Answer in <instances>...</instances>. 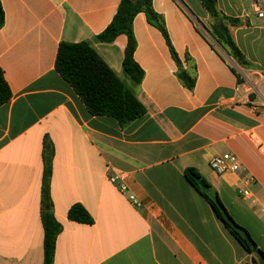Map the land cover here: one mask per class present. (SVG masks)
<instances>
[{
	"label": "crops",
	"instance_id": "crops-1",
	"mask_svg": "<svg viewBox=\"0 0 264 264\" xmlns=\"http://www.w3.org/2000/svg\"><path fill=\"white\" fill-rule=\"evenodd\" d=\"M120 2L0 0V68L12 92L0 107V264H44L46 137L55 152L52 210L62 225L54 264H252L185 171H200L264 251V19L254 0H217L239 23L231 33L250 63L242 67L210 36L200 0H152L196 82L190 89L181 81L163 33L140 13L133 30L144 79L135 86L123 70L127 36L96 40ZM85 41L134 90L144 116L125 127L93 116L56 71L60 44ZM227 153L240 168L219 175L210 160ZM114 174L124 175L126 193ZM77 203L93 225L68 219Z\"/></svg>",
	"mask_w": 264,
	"mask_h": 264
},
{
	"label": "trees",
	"instance_id": "trees-1",
	"mask_svg": "<svg viewBox=\"0 0 264 264\" xmlns=\"http://www.w3.org/2000/svg\"><path fill=\"white\" fill-rule=\"evenodd\" d=\"M200 2L212 19L210 29L207 30L213 40L239 66L249 67L250 63L236 45L231 33V27L238 25V21L222 14L218 8L217 0H200ZM140 13H145L150 23L163 33L172 56L178 64V77L188 88L193 89L195 78L190 77L183 69L171 44L164 21L153 8L152 0H121L112 22L96 37V40L100 43L110 44L119 36H127L128 43L125 49L123 70L135 86L140 85L144 79V71L135 59L137 42L133 30L134 19ZM4 24L5 12L0 3V28ZM55 67L93 116L113 118L119 126L125 127L146 114V109L136 97L134 90L117 76L89 42H62L58 49ZM11 98L12 92L4 77V72L0 68V107L8 103ZM54 153V147L46 137L43 154L45 167L41 210L44 228V264H54L56 241L62 231V225L56 220L52 210L50 185ZM185 176L188 182L208 200L218 218L239 244L253 256L252 264H264V251L259 248L250 232L232 217L218 193L200 171L196 168H188L185 171ZM68 219L78 223L94 224L92 215L80 203L74 204L70 208Z\"/></svg>",
	"mask_w": 264,
	"mask_h": 264
},
{
	"label": "built area",
	"instance_id": "built-area-1",
	"mask_svg": "<svg viewBox=\"0 0 264 264\" xmlns=\"http://www.w3.org/2000/svg\"><path fill=\"white\" fill-rule=\"evenodd\" d=\"M254 12L261 19H264V0H254L253 3ZM210 166L217 174L221 175L227 172H234L240 168L238 159L233 154H224L221 156H215L210 160ZM110 181L112 183H118L120 186V191L122 193H126L128 191L127 184L125 182L124 175L114 174ZM130 201L134 203L136 206H140L141 204L136 200V198L131 195Z\"/></svg>",
	"mask_w": 264,
	"mask_h": 264
},
{
	"label": "rangeland",
	"instance_id": "rangeland-1",
	"mask_svg": "<svg viewBox=\"0 0 264 264\" xmlns=\"http://www.w3.org/2000/svg\"><path fill=\"white\" fill-rule=\"evenodd\" d=\"M196 8H197V10H198V9H200V8H201V6H199V5H198V6H196ZM194 15H196V14H195V12H194Z\"/></svg>",
	"mask_w": 264,
	"mask_h": 264
}]
</instances>
